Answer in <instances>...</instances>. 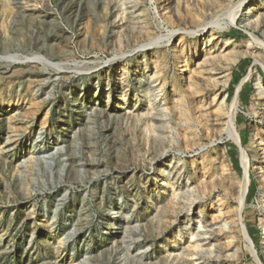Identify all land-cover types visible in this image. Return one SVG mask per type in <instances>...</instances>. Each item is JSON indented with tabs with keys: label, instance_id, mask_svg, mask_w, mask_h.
Listing matches in <instances>:
<instances>
[{
	"label": "rangeland",
	"instance_id": "obj_1",
	"mask_svg": "<svg viewBox=\"0 0 264 264\" xmlns=\"http://www.w3.org/2000/svg\"><path fill=\"white\" fill-rule=\"evenodd\" d=\"M210 4L0 0V264H257L246 175L264 263V0Z\"/></svg>",
	"mask_w": 264,
	"mask_h": 264
},
{
	"label": "bare ground",
	"instance_id": "obj_2",
	"mask_svg": "<svg viewBox=\"0 0 264 264\" xmlns=\"http://www.w3.org/2000/svg\"><path fill=\"white\" fill-rule=\"evenodd\" d=\"M210 2H211V4L210 5H212L213 6V9H214V11L216 10H221V9H228L230 6H231V4H232V0H209ZM247 1V0H246ZM244 3H246V2H243L242 4H240L237 8H235L234 10H232V9H230V11H232V12H230V14H229V17H230V21H231V23L232 24H235V22L237 21V19H238V16H239V13H240V10H241V8L243 7V5H244ZM259 3V2H258ZM262 5V4H261ZM251 8L252 9H254L255 8V5L253 4V5H251ZM210 12V11H209ZM242 13V12H241ZM263 15V14H262ZM263 17V24H264V15L262 16ZM262 24V25H263ZM132 34V33H131ZM173 36V34H171L170 35V38ZM212 36V35H211ZM170 42V39L168 40V43ZM209 43V42H208ZM178 53V52H177ZM206 56H205V59L203 60V63L205 64V65H209V67H210V70L212 71V72H216L217 73V69L213 66V64H212V60L213 59H215V58H213V57H208L209 55L208 54H205ZM180 57V56H179ZM179 57H178V55L177 54H175V57L174 58H177L178 60H179ZM181 60V59H180ZM175 61H177V60H175ZM234 61H236V60H234ZM179 62V61H178ZM177 62V63H178ZM180 65V64H179ZM178 64H177V66H179ZM208 67V66H207ZM216 76H215V78H214V88H220L221 87V89H225L226 87H227V82L223 85V86H221L220 85V81H218V79H217V77H218V75L217 74H215ZM152 84V83H151ZM193 91H194V93H196L197 91H199L198 89H193ZM260 95V94H259ZM218 97L219 96H215V99H214V102H219L220 100H221V98L219 97V99H218ZM237 99H238V95H237V97H236V99H235V105H234V107H236V105H237ZM260 100V99H259ZM181 102H182V104H184L183 106H187V100L185 99V97H182L181 98ZM225 104H226V102H225V98L222 100V102L219 104L218 103V107H219V110L220 111H222V114L223 113H226L225 112ZM187 108V107H186ZM233 111H235V109L233 110ZM198 113L200 114V116H198L199 118H200V120L202 119V114L200 113V109L198 110ZM202 113H203V111H202ZM221 113V112H220ZM233 114V113H232ZM183 115V114H182ZM227 115V114H226ZM186 116H184V119L183 120H185L186 122H187V124H188V122H189V117L187 118H185ZM169 119V118H168ZM204 119V118H203ZM225 119V118H224ZM227 120L225 121V120H223L222 121V123L220 124V126L222 127V131H228V133L230 134L229 135V137L231 138V140L233 141V142H235L238 146H240V147H242V140H241V137H240V135H239V131H238V129H237V126H236V119H235V117H234V114L233 115H231L230 114V116H228L227 118H226ZM171 121V120H170ZM184 121V122H185ZM191 121V120H190ZM168 124H169V122H168ZM189 125V124H188ZM221 129V128H220ZM168 130V129H167ZM195 138L197 137V136H194ZM254 144H257V138H258V135H255L254 137ZM196 143V142H195ZM260 146L261 145H259L258 146V148H260ZM262 151V150H261ZM260 151V152H261ZM242 154H243V160H244V164H245V168H247V166H248V155H247V153L243 150L242 151ZM225 155V154H224ZM223 157V156H222ZM224 159V163H229V160H228V158H226V157H224L223 158ZM158 161V160H157ZM226 166V165H225ZM174 167H175V165H174ZM173 167V168H174ZM227 167H228V165H227ZM182 169H183V167H182ZM179 170H180V168H179ZM259 170H261L260 168L258 169V171ZM172 171V170H171ZM183 172V171H182ZM170 174H171V172H169ZM173 174V173H172ZM178 176L180 177L181 176V173H178ZM223 178V177H222ZM172 179V178H171ZM224 179V178H223ZM249 179V176L248 175H246V177H245V182H244V184H243V186L240 188V191H239V197H238V199H239V210H238V219L236 220V221H238V223H239V226H240V229H241V232H242V234H243V237H244V239H245V241H246V243H247V245H248V248H249V250H250V252L252 253V255H253V257H254V259H255V261H256V263L257 264H264L262 261H261V259H260V257H259V255H258V252L256 251V247H255V245H254V243H253V241L250 239V237H249V235H248V231L245 229V227H244V225H243V217H242V212H243V210H244V206H245V199H246V196L248 195V180ZM178 180V179H177ZM176 180V181H177ZM215 181V180H214ZM215 183V182H214ZM217 183V182H216ZM231 184V183H230ZM234 184H236V183H234ZM233 184V185H234ZM215 185V187L217 186L216 184H214ZM232 185V184H231ZM190 185H188V183L187 184H185V189L187 190L186 192H185V195H186V193H188V192H190L191 190H190ZM214 187V188H215ZM213 188V189H214ZM184 189V190H185ZM183 190V189H182ZM229 190V189H228ZM192 192V191H191ZM195 193V191H193L192 192V195ZM191 194V193H190ZM189 194V195H190ZM197 195V194H196ZM187 196V195H186ZM198 201V200H197ZM195 203H197V202H193L192 204H191V206H190V210H189V213H191L192 211H193V206H194V204ZM188 207V206H187ZM186 210V209H185ZM185 210H183V211H185ZM187 210H188V208H187ZM230 210V209H229ZM237 210V209H236ZM220 211V210H219ZM222 211V210H221ZM237 212V211H236ZM230 213V212H229ZM202 214V213H201ZM200 214V215H201ZM232 215V214H231ZM230 215V216H231ZM225 216V215H224ZM237 217V216H236ZM203 218V217H202ZM226 218V217H225ZM233 218V217H232ZM235 218V217H234ZM221 219V218H220ZM229 219V218H228ZM226 220V219H225ZM198 221H200V223H201V219L200 220H198ZM222 221V220H221ZM235 221V222H236ZM204 222V221H203ZM224 222V221H223ZM234 222V221H233ZM225 223H226V221H225ZM228 223V222H227ZM209 225V224H208ZM218 225H219V223H218ZM201 226V225H200ZM210 226V225H209ZM222 226V225H221ZM227 224H225L223 227H222V231H226L227 229ZM236 226V225H235ZM214 227V226H213ZM202 228H207V225L205 226H203ZM219 228V227H218ZM215 229V228H214ZM230 229V228H229ZM231 229H233V227L231 228ZM237 229V228H236ZM210 231V232H209ZM208 232H209V234L210 233H212L213 232V229H211V230H209ZM200 232V231H199ZM216 232V231H215ZM221 232V231H220ZM224 233V232H223ZM206 235H208V233H205ZM198 236H200L199 235V233H198ZM214 236V235H213ZM218 236H219V234H218ZM233 236V235H232ZM231 237V236H230ZM241 237V236H240ZM232 238V237H231ZM207 238H205V240H206ZM216 239H217V237H216ZM243 239V238H242ZM243 239V240H244ZM205 240H203V241H205ZM219 240V239H218ZM201 241V240H200ZM214 241V240H213ZM221 242V241H220ZM202 243H204V242H202ZM216 243H219V242H216ZM234 243V242H233ZM206 244V243H205ZM236 244H238V243H236ZM229 246V245H228ZM231 246V245H230ZM234 246V245H233ZM237 246V245H236ZM221 248H222V246H221ZM229 248V247H228ZM235 249V248H234ZM213 252L212 253H210V255H212L213 257H214V254H215V252H216V256H215V260H213V261H215L216 263L219 261V253H222V252H220V248H219V246H217L216 248H215V251L214 250H212ZM239 251H241V250H239ZM209 252V251H208ZM225 253V252H224ZM206 254V253H205ZM234 254V256H236L237 254H238V251L237 250H235V253H233ZM240 255V254H239ZM228 256V255H227ZM226 256V257H227ZM233 256V257H234ZM205 257H206V255H205ZM221 257V256H220ZM224 257V256H223ZM230 258V257H229ZM228 258V259H229ZM207 259V258H206ZM227 259V258H226ZM224 261V260H223ZM229 261V260H228ZM232 261V260H231ZM210 262H211V260H210ZM226 262V261H225ZM208 263H209V261H208ZM214 263V262H213ZM223 263V262H222ZM211 264V263H210Z\"/></svg>",
	"mask_w": 264,
	"mask_h": 264
}]
</instances>
